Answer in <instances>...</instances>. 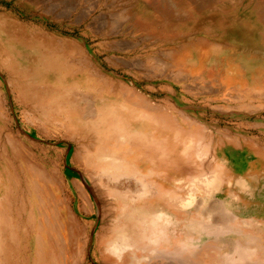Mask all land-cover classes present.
<instances>
[{
  "label": "rangeland",
  "instance_id": "rangeland-1",
  "mask_svg": "<svg viewBox=\"0 0 264 264\" xmlns=\"http://www.w3.org/2000/svg\"><path fill=\"white\" fill-rule=\"evenodd\" d=\"M70 1L73 0H67L68 3L65 0L64 3L63 0H0V64L21 51H29L33 44L30 35H44L48 51L53 50V41L67 40L69 50L58 53L56 67L59 68V63L68 55L82 58L81 64L84 61L87 65L83 62L85 71L80 79L61 87L68 92L88 95L95 110L92 121L81 119L77 113L69 111L71 105L78 107L77 100L57 97L63 111L42 118L43 109L35 113L26 105L27 111L16 104L12 87L7 84L5 74L0 73L3 113L0 120L6 126L4 132L0 128V166L8 167L9 173L15 174L13 166L24 167L19 164L23 162L27 175L22 176L21 187L33 192L31 198L24 201L27 212L22 214L13 195L3 200L0 249L4 253L1 250L0 264H118L127 252L131 264H230L233 262L228 259L233 260V257L235 264H244L245 261H237L239 256L234 253V249L239 248L238 243L248 249L261 248L251 261L257 258L258 262H264V99L246 98V94L225 85L216 87L209 78L206 79L211 82L208 81V89L202 91L196 84L192 96L186 93V88H178V81L167 78L175 79L173 75L181 69L179 65L173 66L177 60L171 52H180L181 47L202 34L188 33L190 18L187 16H192L189 0H155L169 8L164 11L159 7L161 13L168 18L173 16L164 19L158 15L160 23L154 22L157 15L153 16L155 13L147 7L144 8L147 11L145 25L136 13L137 3L133 0ZM214 1L212 5L216 8L206 12H220L230 20L241 16L259 0ZM263 1L260 0L262 6ZM127 10L129 14L125 13ZM225 24L229 25L226 21ZM160 28L164 36L155 34ZM171 31L173 33L169 34ZM218 35L212 37L210 44L213 45L208 48L205 63L207 57L234 60L251 54L259 56L252 52L255 50L249 47L251 43L247 49L237 50L231 44V37L222 41ZM166 36L171 37L169 41ZM20 39L28 41L25 50L19 44ZM157 57L158 62L162 60V66L168 64L166 72L150 67ZM120 61L127 64L119 65ZM140 61L142 66L137 67ZM93 68L95 72H91L96 75L91 76L88 72ZM181 70V74L186 73L185 68ZM16 71L30 72V68L24 64ZM240 71L236 73L237 79L243 76ZM181 78L183 76L178 80ZM37 79L34 75V82H39ZM43 94L40 93L42 97ZM33 101L31 93L24 100L28 104ZM36 126L44 132L39 142L26 135L30 134L29 127ZM8 132H13L22 143L15 150L4 142ZM33 136L39 137L35 133ZM32 143L54 153L56 165L50 167L32 159ZM101 170L107 171L102 177L98 174ZM110 191L113 194H109ZM39 195L46 211L41 229L36 232L42 239L41 260L35 255L31 227L35 216L32 219L30 213L31 203ZM49 203L55 204V212L51 213ZM121 203L126 219L123 227L127 228L123 231L128 233L132 245L118 257V252L107 247V240ZM215 203L221 204L219 215L216 211L208 215L206 212ZM235 226L240 231L233 232ZM65 230L74 238L71 247L63 245L67 243L62 239ZM251 230L257 236L251 237Z\"/></svg>",
  "mask_w": 264,
  "mask_h": 264
},
{
  "label": "bare ground",
  "instance_id": "bare-ground-1",
  "mask_svg": "<svg viewBox=\"0 0 264 264\" xmlns=\"http://www.w3.org/2000/svg\"><path fill=\"white\" fill-rule=\"evenodd\" d=\"M73 1H70V2L72 3ZM133 1H135V3H137V9H135V10H136V13L138 14L139 18L141 19V23L143 25L146 24V20H147V18L145 17L147 15V11H145V9H144V8H147V7L155 13V15H153V16L160 15L161 17H164V19H170L173 16V14H172L168 18V17H166L165 14H163V12L162 13L160 12L161 11V8H159V7H162L164 9V11H168L169 10V8L168 7H165V4H163L161 2L158 3V2H155V0H133ZM65 2H67V0H65ZM78 2H79V0L77 1V3ZM189 2H190L189 3L190 4V9L192 10V16H187L188 18H190V19H188L190 21L189 28H188V30H189L188 33H190V34L194 33L195 34L197 32H200L202 34H201V36H198V38L196 37V39L193 38L195 40H192L191 39L192 40L191 42H188V44H186L183 47H181L180 48V50H181L180 52H178V51H176L175 53L174 52H171V56L175 57L176 60H177L176 61L174 59V61H176V65H175V62H174V65L173 66H176V68H177V66L179 65L181 67V69L182 68H185L186 69V73L181 74V72L183 70L180 69V71L176 75H173V76H175V79L177 78L176 80L170 76V73H168L170 77L167 76V78H170V80L172 79V81H178V82H176L178 84V88H181L183 90L186 88V90H187L186 93L188 95H192L193 94L192 92L194 90V85H196V84H199V86L202 87L200 89L202 91L208 89V84H209L208 81L210 79H212V84L214 86H216V87H219L220 88L221 86L225 85L227 88H229L231 90H236L237 92H239V94H246V98H250V99H257V98L264 99V6H262V4H260V0L257 1L254 5H251V7L249 6V8L246 9V11L241 16H239L238 18H236L237 17L236 16L235 18H232L230 20L228 18L224 17V14H222V13L220 14V12H219V14H216V13H213L212 14L211 12L208 14V12H206V10H209L210 11V10H213V9L216 8L215 5H212L213 2H215L214 0H189ZM63 3H64V0H63ZM77 3H76V5H77ZM111 3H113V2H111ZM71 5H73V4H71ZM130 5H132V4H130ZM68 8H70V7H67V9ZM66 12H67V10H66ZM129 12L130 11L127 10V12H125V13L126 14H129ZM183 13H185V12H183ZM84 14H86V13H84ZM185 14H187V13H185ZM227 14L230 15V12H227ZM87 16H89V15H87ZM157 16H156V18L153 19V21L154 22H157V23H160V18H159V16L158 17ZM225 21L229 25H226L225 24ZM20 26H22V25H20ZM166 32H167V30H164V33L165 34H166ZM172 33H173V31H171V33H169V34H172ZM155 34L158 35V36H164L163 35V29L160 28V30H158ZM218 34H220V35H218ZM216 35H218L219 38L222 39V41L226 40V38H230L231 37L232 42H233L231 44H233L232 46H235L234 48H236L237 50L238 49H247L246 46H249V43H251V45L249 47H251V49L255 50V51H252V52H255L259 56L255 57L253 54H251L250 56H243L242 58H236L235 57L236 59H234V60L233 59L232 60H230V59H228V60H222L221 58H218V57H214V58L210 59L209 57H207L208 60L205 63L204 60H205L206 56H208L207 55L208 48L213 45V44H210L211 43V40L213 39L212 37L213 36H216ZM26 36H27V34H26ZM30 36L32 37L31 40H32V43L33 44H32V46H31V48H30L29 51L28 50H25L27 48V46H28V43H27L28 41L26 40L27 41L26 42V41H23L24 39H22V40L20 39L19 40V42H20L19 44H21V48H23L25 51H21L19 54L15 55L14 57H11L9 59V61H6L5 63L0 64V73L3 72L5 74V79H6L7 84H9L12 87V91L15 93L14 100H15L16 104L19 107H20V105H22L24 107V110L25 111H27L25 105L27 106V108L29 109V111H33V112H35V111L39 112L41 109H43V112L40 111L41 112L40 114H42L40 116H42V118H46L47 116H49V114H56V113H59V112L61 113L63 111V106L60 104V102H57V100H59V99H57V97L58 98L59 97L65 98V99H68V100H77L78 107L76 105H71V107L69 108V111H72L74 113H77V115H79V117L81 119H84V120L86 119L87 121H92L91 120V117H92V115L95 116V114H93V111H95V110H93L94 107H93L91 98H89L88 95H83V94L75 93V92H72V91L71 92L65 91L61 87V86L65 85V84H67V83L73 82V80L76 81V79H80L82 77V74H83L82 72L85 71L84 66H83V62L84 61L82 62V64H81V61H80L82 58L77 59L76 57H74L75 58L74 59V58H71L72 56H69L68 55V58L64 62L59 63V66L60 67L57 68L56 65L58 64V62L56 61V57H57L58 53L65 51V49L69 50V46L70 45H69L68 42H65L67 40H63L62 41L61 39H58L57 41H53L54 44H51L50 43L51 46L53 47V50L52 51H48V50H45L47 48L46 44H47L48 40L46 38H44L45 37L44 35H35V34H33V35H30ZM168 36H170V35H168ZM0 37H1V35H0ZM164 38L167 40V39H170L171 37H167L166 36ZM248 39H250V42L248 41ZM8 40H10V39H8ZM215 40H217V39H215ZM120 41L122 42V40H120ZM167 41H169V40H167ZM185 43L186 42H184L183 44H185ZM14 44H15V42H14ZM183 44H181V45H183ZM124 45H125V43H124ZM120 46H122V45L120 44ZM260 48L262 49L261 51H260ZM216 51H217V49H216ZM219 52H220V50H219ZM258 52H260V53H258ZM159 53H161V52L159 51ZM178 53L181 56H177ZM219 55H220V53H219ZM156 59H157V61H153L150 64V67H152V68L153 67H159V68H162L160 71L163 70L164 72H166V68L167 69L169 68L168 67V64H167V66L166 65L162 66L160 64L162 60L160 62H158V60H160V58L157 57ZM89 60L90 59H88V61ZM114 60H115V58H114ZM56 62H57V64H56ZM121 62L122 61L119 62V65H122L123 64V62H122V64H121ZM90 63H92V62H90ZM140 63H142V62L141 61L139 63L137 62V67H141L142 66ZM163 63H164V61H163ZM24 64H27L29 66L30 72L27 71L25 73H21L20 71H16V69L18 68V66L21 67ZM85 64L87 65L86 62H84V65ZM126 64H123V65H126ZM143 64H144V62H143ZM132 65L133 64H131V66ZM138 65H141V66H138ZM88 66L91 67L90 65H88ZM74 67L76 68V70H73ZM129 67H130V65H129ZM86 68L88 69V67H86ZM59 69L63 70V72H60ZM92 70L94 71V68L91 69L88 73L91 76L92 75H96V73L93 74L91 72ZM238 70H241L240 72H241V74H243V76L240 79H237L236 78V73H237ZM142 71H144V68H143ZM97 73H99V72L97 71ZM179 74H181V75L178 76ZM34 75H37L38 76V79L37 80L39 82H36V81L34 82V80H33V76ZM103 75H106V74H103ZM103 75H102L101 78L104 77ZM159 75L157 77H159ZM99 76H101V74H99ZM99 76H98V79H99ZM162 76H164V74ZM162 76H160V77H162ZM181 76H183V78H181V80H178V79H180ZM73 77H76V78H73ZM207 78H209V80L206 81ZM105 79L107 80L106 77H105ZM110 81H112V79ZM77 82H78V80H77ZM85 82L87 83V81H85ZM106 82L108 83V81H106ZM119 82H121V81H119ZM189 82H191V84H189ZM183 84H187V87L183 86ZM9 85H8V87H9ZM199 86H197L196 88H199ZM113 88H114V86H113ZM211 89L213 90V88H211ZM112 90H114V89H112ZM29 93H31L33 95V99H34V101L32 103H30V104L24 102V100L27 98V95ZM40 93H44L43 94L44 96L42 97L41 96L42 94L40 95ZM205 93H209V92H205ZM124 95H126V93ZM231 97H233V96H231ZM240 97H241V95H240ZM234 98H237L238 99V96H236V97L234 96ZM51 103H54V104L52 105ZM93 103H94V101H93ZM225 103H227V102H225ZM140 105L141 104H139V106ZM144 105H146V104H144ZM47 106L50 107V108L48 109ZM51 106H53V109H52ZM99 106H100V104H99ZM136 106H138V104ZM135 108H138V107H135ZM145 108L147 109V105H146ZM178 108H180V107H178ZM155 109H152V110L155 111ZM177 109H175V110H177ZM187 110H188V108H187ZM155 114H156V112H155ZM0 115L3 116V113H2V110L1 109H0ZM104 116H106V115H104ZM2 118L3 117H1L0 119L2 120ZM1 120H0V128H1L2 132H4L6 130V126H5V123H3ZM52 122H50V124ZM84 127H87V126H84ZM29 132H30V134H26L27 135V138L33 140L34 142L35 141H37V142L41 141L40 138L44 136V132L41 129V127H39V126H36L35 128L29 127ZM34 133L36 135H39V137L37 138L36 136H33ZM61 133H62V131H61ZM64 134H66V133L64 132ZM75 137H77V136H75ZM81 138L83 139V137H81ZM4 139H5L4 142L6 144L8 143L11 146V149L12 150L17 149V147L20 146V143L21 142L17 138V136H14V133L13 132L6 133V135L4 136ZM72 139H73V136H72L71 140ZM82 139H81V141H83ZM1 140H2V138L0 136V141ZM73 141H74V139H73ZM79 141H80V139L78 141H76V142H79ZM31 148H32V150L30 149V151H31V155L33 157L32 159H34L35 161H37L39 163H41V161H42V163H44L45 165L50 166V167L56 165L55 154L52 153L49 149H47L45 147H42V146H39V145L34 144V143H32ZM84 148H85V146H84ZM92 158H93V156H92ZM2 159L3 160H6L5 162L8 163L7 162L8 159L4 155H2ZM89 160L91 161V159H89ZM89 160H88L87 163L90 162ZM112 160H115V159H112ZM26 162H28V161H26ZM19 164L25 167V164L23 162L20 161ZM103 166H104V164H103ZM24 167H18V166L14 167L13 166V168L16 169V172L14 174L12 172L9 173V168L8 167H4V166L1 167L0 166V208H4L3 207L4 206L3 200L6 199V201H7L13 195V197H15V200L19 203L20 214H22V212H25L26 211L25 210L24 201H26V199L28 197L31 198V195H32L33 192L29 188H23V187H21V184H22L21 179H23L22 176H26L27 175L26 170H25L26 167L25 168ZM104 168H105V166H104ZM115 169H117V167H115ZM106 172L103 171V170H101V171L98 172V174L100 175V177H102V176H104V173H106ZM11 174H13L14 177ZM108 177H112V176L111 175L110 176L108 175ZM111 181H113V179ZM101 192H102V189H101ZM109 194H113V191H110ZM141 194H139V195H141ZM39 197H40V195L38 197L36 196L35 200L33 201L34 203L33 202L31 203L32 204V207L30 206V213L32 214V217H31L32 219H33V216H35L33 223L31 222V227H32V230H33V238H34L33 241L35 243V248H36V254L35 255H36V258L37 259H40L41 260V258H43L42 257V254H41V250H42V241L41 240L42 239H41V237H40L39 234H38L39 236H37L36 232L39 233V230L41 229V219H44L46 217V215H44L45 208L43 207L42 201H41V199ZM80 197H81V195H80ZM103 199H105V198H103ZM106 204H108V203H106ZM219 205H221V204H219ZM219 205H218V203L217 204L215 203V205L213 207L211 206L212 208L210 207V209L206 213L208 215H210L212 213L214 214V213L217 212V214L219 215V213H220V207H221ZM49 206H50V208L52 210L51 213L55 212V210H56L55 204L53 205V204L49 203ZM123 213H125V211H124V205L121 203L119 205V207L117 208V210H116L115 225L113 226L112 230L110 231V235H109L108 240H107V247L115 250V252H118V253H116V256H118V257L121 256V251H125V250L129 249L131 247V245H132L131 242H130V238L128 237V233L125 232L126 230L123 231L126 228V227L125 228L123 227V222H124V220H126L125 217L123 216ZM222 215H223V213H222ZM225 215H227V214H224V216ZM47 218H48L47 221L49 222L50 221L49 220V217H47ZM225 218H227V216ZM229 218H233V217L232 216L231 217L229 216ZM230 220H232V219H230ZM230 220H226V221L229 222ZM133 222H135V221H133ZM220 222H222L221 219H220ZM125 224L126 223H124V226H125ZM202 225L204 227V223H202ZM236 225L238 227V224H236ZM207 227H208V225H207ZM227 227H229V226L227 225ZM237 227L235 226L236 230L233 231V232L240 231V228H237ZM229 228L231 229L232 227H229ZM230 229H227V231L230 230ZM52 231L55 232L56 230L55 229H52ZM65 231H66V234L64 232H62V239L65 240L67 243L64 244V242H63V245H65V247H71L72 240H74V238L71 237L70 232H68V230H65ZM231 231H232V229H231ZM252 231L253 230L250 231L251 234L249 233L250 236L251 237L252 236L255 237V235L257 236V233L254 232V231L252 232ZM246 233H247V231H246ZM252 233H254V234H252ZM48 234H49V232H48ZM48 239H50L49 236H48ZM140 241H142V239ZM135 242H134V244H135ZM260 244H261V242H260ZM237 246H239V248ZM237 246H236L237 248L234 249L235 250L234 253L239 256L238 257L239 259L237 261H242V262L245 261L247 264H264V262H258L257 258L256 259H253V261H251V258H253V257L255 258L258 250L261 249V248L257 247V248H259L258 250H254L255 248H253V249H250L249 248L248 249L247 247H245V248L244 247H241L242 245L240 243H238ZM250 246H252V245H250ZM1 250L4 253V250L3 249H0V252H1ZM173 256L174 255H172V257ZM213 256H215V255L213 254ZM226 258H227V256H226ZM228 258H230V256ZM203 259H205V258H203ZM212 259L213 258H211V260ZM224 260H225V257H224ZM229 260H231L234 263V257H233V260L232 259H228V261ZM217 261H219V260H217ZM228 261H227V263H228ZM235 262H236V260H235ZM245 262H244V264H246ZM233 263L230 262V264H233ZM115 264H117V263H115ZM118 264H131V258H130V255L128 254V252L125 254L122 263H118ZM189 264H191V263L189 262ZM239 264H242V263L240 262Z\"/></svg>",
  "mask_w": 264,
  "mask_h": 264
}]
</instances>
